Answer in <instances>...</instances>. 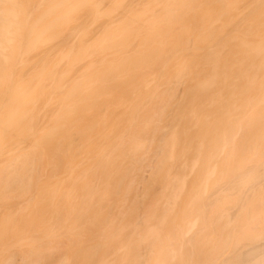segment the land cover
Wrapping results in <instances>:
<instances>
[{
	"label": "bare ground",
	"instance_id": "6f19581e",
	"mask_svg": "<svg viewBox=\"0 0 264 264\" xmlns=\"http://www.w3.org/2000/svg\"><path fill=\"white\" fill-rule=\"evenodd\" d=\"M0 264H264V0H0Z\"/></svg>",
	"mask_w": 264,
	"mask_h": 264
}]
</instances>
